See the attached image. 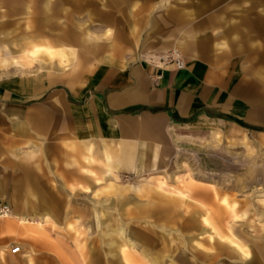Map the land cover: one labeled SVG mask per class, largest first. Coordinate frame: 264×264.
Listing matches in <instances>:
<instances>
[{
  "label": "crops",
  "instance_id": "obj_1",
  "mask_svg": "<svg viewBox=\"0 0 264 264\" xmlns=\"http://www.w3.org/2000/svg\"><path fill=\"white\" fill-rule=\"evenodd\" d=\"M148 21L151 38L164 26L172 28L164 39L154 42L144 39L145 50H160L178 43L186 59L184 68L156 71L142 56L129 58L124 53L114 52L103 61L92 63L85 71L77 70L72 77L65 72L67 64L60 66L57 75L0 76V203H9L11 213L10 218L1 219L0 234L7 231L30 239L28 232L33 225V228L41 227L53 217L62 219L64 212L70 210L69 201L57 200L49 191L55 162L69 179L71 160L80 162L84 158L102 163L107 160L104 175L117 179L118 172L142 169L138 166L139 159L149 155L151 144L166 145L169 130L183 138L188 134L192 136L196 127L216 131L213 120L235 122L240 126L239 119L254 120L246 117L248 114L243 108H253L256 112L264 107L260 98L244 92L238 97L241 102H236L231 111L227 108L231 95L222 94L226 75L261 73L264 0L175 2L162 13H152ZM130 23L129 26H134ZM61 38L68 41L70 36L66 34ZM0 42H3L1 38ZM219 43H227V47L219 50L216 48ZM27 44L30 45L26 48L19 45L20 50L39 54L45 65L51 57L57 55L62 62L65 56L63 51H55L46 42L37 44L30 40ZM69 51L73 54V50ZM154 74L160 77L155 79ZM257 133L264 135V131ZM261 140L264 142V137ZM93 150L102 157L95 158ZM82 170L88 169L83 167ZM159 182L164 185L162 180L155 181L154 185L142 189L141 194L160 193L164 195V203L172 206V212L175 213V207L185 212L193 209V212L184 216L175 228L176 213L171 214L169 208L161 212L148 210L145 216L153 221L149 224L146 221V234L142 230L138 238L133 237L137 233L119 219L118 228L131 233L126 237L129 250L130 246L146 250L150 260L154 252L159 251L160 256L165 255L166 260L176 264L181 252L178 246L169 245L168 236L173 238V231L193 229L196 233L187 236L190 242L187 244L192 242V247L187 248L197 264L201 261L205 264H264V259L259 257L264 254V246L258 249L259 256L250 255L249 247L242 243V235L232 222H218L208 204L194 197L192 200V191L197 196L202 195L199 190H193L192 184L174 186L188 190L186 196H180L162 192L157 188ZM117 198V206L128 203L123 196ZM111 204L113 206L114 202ZM231 212L235 216L234 210ZM25 219L26 223L21 222ZM100 234L95 240L102 246ZM202 234H206L204 238L199 237ZM228 235L246 248L249 259L224 240ZM131 238L134 241H130ZM166 260L163 259V263ZM29 261L34 264L27 256L24 263Z\"/></svg>",
  "mask_w": 264,
  "mask_h": 264
},
{
  "label": "rangeland",
  "instance_id": "obj_2",
  "mask_svg": "<svg viewBox=\"0 0 264 264\" xmlns=\"http://www.w3.org/2000/svg\"><path fill=\"white\" fill-rule=\"evenodd\" d=\"M188 1L0 0V38L3 41L0 42V76L57 75L60 66L67 64L65 72L72 77L77 70L85 71L92 63L103 61L114 52L124 53L129 58L142 56L156 71L182 69L186 59L181 45L176 43L160 50H145L142 41L164 39L172 28L164 26L151 38L148 20L152 13H162L175 2L183 4ZM66 34L70 36L68 41L61 38ZM30 40L37 44L46 42L55 51H63L62 62L54 56L45 65L39 54L22 52L19 45L29 47L26 42ZM224 46L227 47V43L216 44L219 50ZM175 58L183 62L181 68L174 65ZM261 61L259 74L225 76L222 94L231 95L229 110L234 109L236 102H241L238 97L244 92L264 102V59ZM153 76L156 79L160 74ZM243 109L248 114L246 117L254 119L252 122L239 119L242 123L239 126L235 122L213 120L216 131L196 127L192 136L188 134L183 138L174 136L173 130H169L166 145L151 144L149 155L139 159L138 166L142 169L118 172L117 179L104 175L105 165L109 163L107 160L103 163L84 158L80 162L71 160L69 179L63 175L61 166L53 163L49 191L53 192L55 199L69 201L70 210L64 212L62 219L53 217L41 227L33 228V225L28 232L30 239L3 231L0 234V264H25L27 256L34 264H51L54 261L59 264H88V260H96L98 264H173L164 258L165 255L160 256L159 251L154 252V258L150 260L146 250H135V246H130L132 249L129 250L126 237L131 233L118 228L120 219L137 233L132 234L133 237L138 238L142 230L146 234L144 226L153 221L145 216L148 210L161 212L169 208L167 210L171 214L176 213L175 228L184 216L193 212V209L185 212L183 208L175 207L174 213L172 206L164 203V195L156 192L141 194L142 189L158 180L164 182L163 190L174 191L175 194L181 191L184 196L188 190L174 186L192 184L193 190L197 189L202 194L197 196L192 191V200L194 197L200 203L208 204L218 222H232L242 235V243L249 247L250 255L259 256L258 249L264 246V142L261 140L264 135L250 127L264 128V107L256 112L249 107ZM93 155L97 159L102 157L94 150ZM147 163L154 169H150ZM83 167L88 170H82ZM118 196L127 198L128 203L117 206ZM231 210L235 216L231 215ZM99 233L102 246L95 240ZM195 233L193 229L179 230L173 231V238L168 236L169 245L178 246L181 252L176 264H197L188 249L192 242L189 245L187 239ZM205 235L199 237L204 238ZM116 241L119 248L108 252L107 249ZM130 241L134 240L131 238ZM157 243L160 244L161 240ZM14 246H20L19 254L9 253ZM259 257L264 259V254ZM163 259L166 260L164 263Z\"/></svg>",
  "mask_w": 264,
  "mask_h": 264
},
{
  "label": "bare ground",
  "instance_id": "obj_3",
  "mask_svg": "<svg viewBox=\"0 0 264 264\" xmlns=\"http://www.w3.org/2000/svg\"><path fill=\"white\" fill-rule=\"evenodd\" d=\"M33 52V51H32ZM57 56V55H56ZM163 184L161 183V182H159L158 184H157V188L158 189H160L162 192H164V193H174V191L173 192H170V191H165V190H163ZM176 192V191H175ZM178 193L179 194H176V195H180V196H184V193H182L181 191H178ZM10 215H11V213L9 212V206H8V209L6 210V211H4L2 214H0V219H2V218H10ZM203 221L206 223V224H209V222H208V220L207 219H203ZM21 222H23V223H26L27 221H26V219L25 220H21ZM29 222V221H28ZM31 222V221H30ZM113 229V228H112ZM217 229V228H216ZM110 231V230H109ZM111 232H114V231H111ZM214 232V231H213ZM108 234H110V233H108ZM217 234V233H216ZM117 235V234H116ZM223 235V234H222ZM118 236H119V234H118ZM220 237V236H219ZM102 238V237H101ZM118 238H120V237H118ZM224 238V240H227L229 243H231L232 245H234V246H236L237 247V250H238V248H239V250H241L242 251V253H243V255L246 257V258H248L249 259V253H248V251L246 250V248L245 247H243V246H241L240 244L241 243H239L236 239H234L231 235H228V236H225V237H223ZM110 239V238H109ZM222 239V238H221ZM112 240V239H111ZM209 240V239H208ZM101 242H102V240H101ZM111 243V242H110ZM109 243V244H110ZM112 246L111 247H109V249H107L108 250V252H112V251H114L115 249H118L119 248V246H118V242L116 241L115 242V244L114 243H112L111 244ZM13 248V247H12ZM240 251V252H241ZM125 254H127V253H125L124 252V255ZM102 257H103V255H102ZM143 258H145V257H143ZM88 264H98L97 262H96V260H88Z\"/></svg>",
  "mask_w": 264,
  "mask_h": 264
},
{
  "label": "built area",
  "instance_id": "obj_4",
  "mask_svg": "<svg viewBox=\"0 0 264 264\" xmlns=\"http://www.w3.org/2000/svg\"><path fill=\"white\" fill-rule=\"evenodd\" d=\"M174 65L177 68H181L183 66V62L179 58L174 59ZM8 209L7 205L1 204L0 203V214H2L4 211ZM20 252V247L19 246H14L13 248L10 249V253L15 254Z\"/></svg>",
  "mask_w": 264,
  "mask_h": 264
},
{
  "label": "trees",
  "instance_id": "obj_5",
  "mask_svg": "<svg viewBox=\"0 0 264 264\" xmlns=\"http://www.w3.org/2000/svg\"><path fill=\"white\" fill-rule=\"evenodd\" d=\"M251 129H255V130H258V131H264V128H260V127H250Z\"/></svg>",
  "mask_w": 264,
  "mask_h": 264
}]
</instances>
